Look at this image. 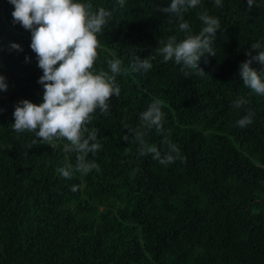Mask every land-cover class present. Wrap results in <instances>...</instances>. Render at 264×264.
<instances>
[{
  "label": "trees",
  "instance_id": "obj_1",
  "mask_svg": "<svg viewBox=\"0 0 264 264\" xmlns=\"http://www.w3.org/2000/svg\"><path fill=\"white\" fill-rule=\"evenodd\" d=\"M80 2L112 13L94 67L121 60V93L108 115L97 109L87 126L99 129L102 147L88 156L99 171L65 179L56 169L74 165L76 156L65 152L66 141L30 147L32 133L12 128L14 105L42 102L43 73L30 32L12 23L13 5L0 0V75L8 85L0 91V264H264V96L243 84L238 68L250 44L264 46V0L251 8L247 0H222L223 7L202 0L184 13L191 34L203 27L197 13L204 9L221 22L215 56L198 62L205 75L187 69V78L162 56L147 73L130 70L134 56L188 34L174 14L157 10L170 0ZM250 67L264 64L252 60ZM241 96L248 104L234 109ZM155 99L163 101L165 131L153 128L145 139L162 156L171 142L183 157L167 165L122 139L131 135L124 124L136 128ZM246 109L253 123L237 127Z\"/></svg>",
  "mask_w": 264,
  "mask_h": 264
},
{
  "label": "clouds",
  "instance_id": "obj_2",
  "mask_svg": "<svg viewBox=\"0 0 264 264\" xmlns=\"http://www.w3.org/2000/svg\"><path fill=\"white\" fill-rule=\"evenodd\" d=\"M121 7L125 0H118ZM13 5L12 23L20 24L31 34L30 48L36 54L37 66L42 75L37 83L43 87L42 102L32 103L27 99L14 105L12 128L18 133H32L31 146L49 145L54 141H66L64 150L76 153L75 164L65 163L56 171L65 179H71L73 172L82 175L99 165L88 159L91 153L102 147L98 140L99 129L87 126L91 124L94 113L99 109L108 115L110 100L119 97L121 88L117 76L121 73V60L107 61V70L97 71L94 67L98 59L97 49L100 47L98 35L112 19L111 11L104 7L94 9L89 2L80 0H8ZM254 0H247L251 8ZM216 7H223L222 0H214ZM202 0H170L167 7L158 6V11L167 15H175L179 20V30L188 33L184 39L177 41L172 36L166 42L160 41L150 55L141 58L134 56L130 70L134 73H147L152 61L162 56L163 62L173 61L180 66V72L187 78L195 70L198 75H205L198 62L205 54L215 56L213 47L216 33L221 28L218 17L210 15L207 9L197 13L203 27L198 34H191L189 23L184 13L190 9L200 8ZM10 50L22 51L19 44L11 43ZM253 50H260L256 56ZM244 55L249 57L239 65V77L243 84L257 95L264 96V68L260 71L250 67L252 60L264 64V46L255 42L245 49ZM28 61V57H25ZM6 79L0 75V91L7 90ZM248 104L244 97L232 101L234 109H243ZM163 101L153 100L147 109L139 114V125L136 128L124 124L127 130L122 139L127 143L138 144L140 156L152 154L153 159L162 165L183 159L180 149L167 142L168 150L162 156L155 145H149L145 137L148 131L155 130L163 134L164 112ZM0 111H3L0 109ZM246 114L236 121V126L244 128L253 123L254 112L246 109ZM72 191L78 186L73 185Z\"/></svg>",
  "mask_w": 264,
  "mask_h": 264
}]
</instances>
